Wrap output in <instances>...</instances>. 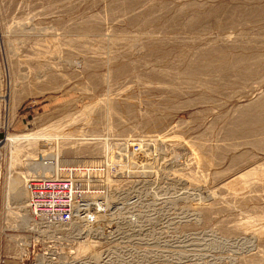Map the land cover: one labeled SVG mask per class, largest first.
Masks as SVG:
<instances>
[{
    "label": "rangeland",
    "instance_id": "rangeland-1",
    "mask_svg": "<svg viewBox=\"0 0 264 264\" xmlns=\"http://www.w3.org/2000/svg\"><path fill=\"white\" fill-rule=\"evenodd\" d=\"M261 100L264 0H0V141L36 133L18 170L85 193L54 237L0 222L1 264H264V184L225 186L264 167ZM172 230L176 249L151 246Z\"/></svg>",
    "mask_w": 264,
    "mask_h": 264
},
{
    "label": "bare ground",
    "instance_id": "bare-ground-1",
    "mask_svg": "<svg viewBox=\"0 0 264 264\" xmlns=\"http://www.w3.org/2000/svg\"><path fill=\"white\" fill-rule=\"evenodd\" d=\"M154 2V1H153ZM164 2V1H163ZM186 5V4H185ZM199 5V4H198ZM209 7V6H208ZM257 7V6H256ZM143 8V7H142ZM158 8V7H157ZM156 8V9H157ZM262 12V11H261ZM167 13V12H166ZM206 14V13H205ZM256 14V13H255ZM248 39V38H247ZM48 41V40H47ZM54 41V40H53ZM255 41V39H254ZM257 41V40H256ZM51 44V43H50ZM42 45V44H41ZM227 48V47H226ZM212 49V48H211ZM208 50V49H207ZM51 53V52H50ZM245 53V52H244ZM254 55V54H253ZM233 56V55H232ZM235 56V55H234ZM252 57V56H251ZM246 59V58H245ZM232 60V59H231ZM191 69V68H190ZM194 70V69H193ZM188 74H190V71L188 72ZM190 77V76H189ZM257 101V100H256ZM259 102V101H258ZM252 103V102H251ZM250 103V104H251ZM111 104V102L109 101V105ZM258 104V103H257ZM256 105V104H254ZM259 107L264 108V100H261L259 102ZM243 112V111H242ZM250 114V113H249ZM259 114V113H258ZM257 115V114H256ZM243 116V115H241ZM240 116V117H241ZM246 116V115H245ZM244 117V116H243ZM247 120L244 117V121L247 123L249 122H257L259 119H261L262 117L258 118L259 116H257L256 119L246 116ZM249 117V118H248ZM237 120V119H236ZM77 121V120H76ZM179 122V121H178ZM236 124V123H235ZM252 124V123H251ZM250 125V124H248ZM237 127V126H236ZM248 127V126H247ZM245 127V128H247ZM259 127V126H258ZM257 127V129H258ZM256 128V127H255ZM244 129V128H243ZM248 129V128H247ZM253 129V128H252ZM246 130V129H245ZM244 131V130H243ZM259 131V130H258ZM249 133V131H248ZM251 133H254L253 135L257 136L260 135L259 133H256V131H253ZM245 134V133H244ZM241 135V134H240ZM248 135V134H247ZM252 135V134H251ZM226 136V135H225ZM246 136V134H245ZM228 137V136H227ZM241 137V136H240ZM236 138V137H235ZM259 139V137H257ZM256 138V139H257ZM36 139V133L30 132V133H24V134H9L7 133V135L5 136V138L3 140L0 141V144L2 143L3 149L2 152H0V156L4 155V189H3V194H2V199H0V222H1V229H4L5 227H10L11 229H21L23 230H37L36 232L39 233H44L46 234L48 237H54L55 233L58 229H62V227L64 225H68L69 223L73 222V220H70L68 223H64V222H60V221H56L53 222V228L54 230H51L52 227L50 226L51 224H49L48 222H45V219H40L39 217H34L32 215V211L28 208V204H27V199H28V187H27V181L30 177H38V176H49L50 175V171L48 170V168L45 165L42 166H38L36 167L35 165H33V168L31 169H27L25 168V170H18L21 168V166H24L25 164H28L30 162H33L34 159H36V157L34 155H31L33 152L30 150H25V148H23L26 144L27 147H29L30 145H45L46 142H39V144H36V141H32ZM232 139V138H231ZM234 139V138H233ZM249 139V138H248ZM236 140V139H235ZM262 141V140H259ZM248 142V141H247ZM49 143V142H48ZM261 143V142H258ZM233 144V143H232ZM250 144V143H249ZM125 146V145H124ZM26 147V148H27ZM225 147V146H224ZM28 149V148H27ZM30 149V148H29ZM32 149V148H31ZM125 149V147H124ZM33 150V149H32ZM125 153V152H124ZM154 153V152H153ZM119 154V153H118ZM121 156V155H120ZM156 157V156H155ZM121 158V157H119ZM132 157H129V160ZM2 159V158H1ZM249 159V158H248ZM121 160V159H119ZM133 160V159H132ZM240 160V159H239ZM247 160V159H246ZM2 161V160H1ZM106 161V160H105ZM162 161V160H161ZM160 161V162H161ZM232 161V160H231ZM129 162V161H128ZM107 164V163H106ZM135 164V163H134ZM104 165V164H102ZM132 165V164H131ZM231 165V164H230ZM233 165V164H232ZM231 165V166H232ZM235 165V164H234ZM1 166V164H0ZM104 167V166H103ZM105 168V167H104ZM159 168V167H158ZM124 169V168H123ZM122 169V170H123ZM232 169V168H231ZM122 172V171H121ZM125 172V171H124ZM139 172V171H138ZM123 173V172H122ZM163 173V172H162ZM120 175V174H119ZM122 175V174H121ZM108 176V175H106ZM104 176L103 179L101 180H105L104 182H109V178ZM219 176V175H218ZM115 180V179H114ZM77 182V181H76ZM103 182V183H104ZM264 184V167H256V168H250L247 170H244L243 172L239 173V174H235L232 176L227 177V180L225 182V186L228 188H231L233 190V192L235 193H244L246 191H248V188H250L252 185L254 184ZM79 185V184H78ZM224 185V184H223ZM261 185V184H260ZM254 187H258V186H254ZM80 188V187H79ZM231 190V191H232ZM230 191V190H229ZM250 192V191H249ZM235 195V194H234ZM232 196V195H231ZM238 196V195H237ZM217 197V196H216ZM10 214L12 216V218H9L7 215ZM7 217H6V216ZM42 223H46L48 225H43ZM264 228V227H262ZM261 230V229H260ZM264 230V229H262ZM261 230V231H262ZM2 231V230H1ZM28 232V231H27ZM30 232V231H29ZM264 232V231H262ZM40 235V234H39ZM36 236V235H35ZM213 236V235H212ZM9 237H12L14 243L12 244V249L14 247H17L21 249L22 252H26V247L28 245V238L25 236H11L9 235ZM85 237V236H84ZM165 239V238H164ZM169 239V238H168ZM91 240V239H90ZM211 242V244H208L210 246L209 249H211V247L213 248H224L219 244H216V242H218L219 240H221L220 238L217 237H210L209 239H207ZM176 241V240H175ZM216 241V242H215ZM30 242V241H29ZM208 242V243H210ZM213 242V243H212ZM77 244V249L76 251L80 252V251H84L86 249H88L91 244L92 241L90 243V241L88 239H81L78 240L76 242ZM164 244V243H163ZM232 245V244H231ZM158 246H160L158 244ZM236 246V245H235ZM161 247V246H160ZM167 247V246H166ZM226 247V246H225ZM76 248V247H75ZM170 248V247H169ZM176 248V247H175ZM208 248V247H207ZM240 248V247H239ZM172 249V248H171ZM75 251V252H76ZM153 251V250H152ZM151 251V252H152ZM175 251V250H174ZM173 251V252H174ZM21 254H24L22 253ZM150 252V251H149ZM168 252H170L168 250ZM172 252V255H174ZM177 252V251H176ZM159 254V253H158ZM171 254V253H170ZM43 256V255H42ZM41 254L40 256L37 257V259L34 261L35 264H42L41 261L43 258ZM175 256V255H174ZM195 256V255H194ZM49 258V256H48ZM177 258V257H175ZM44 260V259H43ZM130 260V258H129ZM128 261V260H127ZM50 262V261H49ZM128 263V262H127ZM46 264V262H45Z\"/></svg>",
    "mask_w": 264,
    "mask_h": 264
},
{
    "label": "built area",
    "instance_id": "built-area-1",
    "mask_svg": "<svg viewBox=\"0 0 264 264\" xmlns=\"http://www.w3.org/2000/svg\"><path fill=\"white\" fill-rule=\"evenodd\" d=\"M136 145L133 149L137 150ZM28 187V208L32 211L34 217L45 219V222L51 224L60 221L68 223L80 216L77 212V204L83 200L84 192L78 189V185L70 175V170L64 176H34L27 181ZM95 209L105 210L104 203L98 201H89ZM83 218L82 216L78 219ZM77 223V222H76ZM43 225H48L42 223ZM71 227L70 230H73ZM5 261V257L0 255V264Z\"/></svg>",
    "mask_w": 264,
    "mask_h": 264
},
{
    "label": "crops",
    "instance_id": "crops-1",
    "mask_svg": "<svg viewBox=\"0 0 264 264\" xmlns=\"http://www.w3.org/2000/svg\"><path fill=\"white\" fill-rule=\"evenodd\" d=\"M150 236L152 237V240L153 239H156V238H159L156 241L154 240L156 242L155 244H153L154 241H151V246L159 247L158 244L161 245L163 243H166L167 246H170V248H168L169 250H171V248H173V249H176L177 248V245H178V237H179L178 236V232H173V230L171 232L170 231H167V232L152 231V233H151ZM164 238L166 239L164 242H159L160 239L163 240Z\"/></svg>",
    "mask_w": 264,
    "mask_h": 264
}]
</instances>
